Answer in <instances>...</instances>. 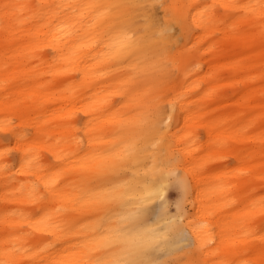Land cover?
Wrapping results in <instances>:
<instances>
[{
    "label": "bare ground",
    "instance_id": "1",
    "mask_svg": "<svg viewBox=\"0 0 264 264\" xmlns=\"http://www.w3.org/2000/svg\"><path fill=\"white\" fill-rule=\"evenodd\" d=\"M192 250L264 264V0H0V264Z\"/></svg>",
    "mask_w": 264,
    "mask_h": 264
},
{
    "label": "rangeland",
    "instance_id": "2",
    "mask_svg": "<svg viewBox=\"0 0 264 264\" xmlns=\"http://www.w3.org/2000/svg\"><path fill=\"white\" fill-rule=\"evenodd\" d=\"M155 5H157V6H155ZM155 5H154L155 6L154 7V10L157 9L156 12L158 11L157 12L158 15H162L165 12L164 6L161 3H158V2H156ZM80 123H82V119L80 120ZM79 125H81V124H79ZM105 135L107 136V138L108 137L109 138L108 139H105L106 138ZM105 135H104L105 137L104 136L101 137V135H99V137H101L102 140H105V141L107 140L108 141L111 138V136H110L111 134L110 135L109 134L108 135L105 134ZM78 136H79V138L81 136L80 140L82 139L83 141H85V138L83 139V137H84L83 133H80L79 132V135ZM197 136H199V137H197L199 140L204 141L205 134H204V131L203 130H200ZM97 146H98L97 148L99 149L100 146H102V145L100 143H98ZM174 152H175V155L178 156L177 150L176 151L174 150ZM218 155H219L218 156L219 158L217 157L218 159L217 158L215 159L216 162L213 164L212 168L215 167L216 169L215 168H213V169H215L216 171H218V173L221 170H224V171H221L220 172L221 174L220 173L219 174L222 175L225 172L226 175L225 176L223 175L222 176V179L223 180L229 179L227 181H229L230 184H232L233 181L236 180V176H235L234 172H235V167L237 166V162H236V160H235V158L233 156V153L231 151H229V150H227V151L226 150H220L219 153H218ZM9 156H11L12 158H14L13 156H15V152L14 151H11L10 154H9ZM178 157L180 158V160L182 159V157H181L180 154H179ZM228 173H229V175H228ZM227 176H229V178H227ZM232 177H235V178H232ZM107 179H108V173L107 172H103V171L101 172V171L95 170V173H94V181H95V184L99 183L100 181H106ZM231 179H233V180H231ZM98 180H99V182H98ZM179 192L181 193V189L179 188V186L176 183L172 182V181L169 182V185L166 187V189L164 191V194L161 196V198H159L153 204V207H152V209L150 211V212H153V214L151 213L152 216L149 214L150 215L149 218L150 219L155 218L160 213V210H158V209H160V207H162L163 205L166 208V210H167V212H168L169 215L170 214L171 215L177 214V212H178L177 208L180 205H183L184 209L186 210V212L188 214L193 213L194 212L193 207L188 203V201H187V203L185 202V200L182 197V194H180ZM179 196H181L182 198H180ZM152 210H154V211H152ZM157 211H159V212H157ZM154 212H156L157 214H154ZM96 215H98V212L96 213ZM151 217H153V218H151ZM217 241H218V238L216 236L213 239L212 242L210 241L212 243V244L210 243L211 244V247H214L215 248V246L217 245L216 244ZM214 244H215V246H214ZM191 249H193V248H191ZM197 251L198 250H195V251L192 250L191 253H185L181 257V260L183 262H185V263H186V261H188L187 264H206L204 262V256H201L202 255V252H199L198 251V254H197ZM195 254H196V256H193ZM195 258H197V259H195ZM159 264H169V263L166 262V261H162Z\"/></svg>",
    "mask_w": 264,
    "mask_h": 264
}]
</instances>
